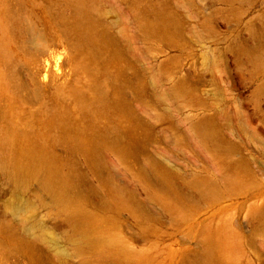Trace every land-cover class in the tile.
Masks as SVG:
<instances>
[{"label": "rangeland", "instance_id": "1", "mask_svg": "<svg viewBox=\"0 0 264 264\" xmlns=\"http://www.w3.org/2000/svg\"><path fill=\"white\" fill-rule=\"evenodd\" d=\"M0 264H264V0H0Z\"/></svg>", "mask_w": 264, "mask_h": 264}, {"label": "bare ground", "instance_id": "2", "mask_svg": "<svg viewBox=\"0 0 264 264\" xmlns=\"http://www.w3.org/2000/svg\"><path fill=\"white\" fill-rule=\"evenodd\" d=\"M45 164V163H44Z\"/></svg>", "mask_w": 264, "mask_h": 264}]
</instances>
